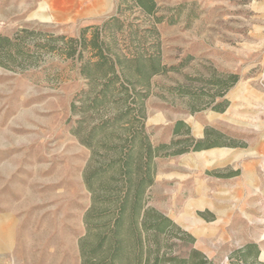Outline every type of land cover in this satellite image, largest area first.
<instances>
[{
	"label": "rangeland",
	"instance_id": "1",
	"mask_svg": "<svg viewBox=\"0 0 264 264\" xmlns=\"http://www.w3.org/2000/svg\"><path fill=\"white\" fill-rule=\"evenodd\" d=\"M153 1L147 13L134 0H0V264H80L91 149L72 129L115 109L82 108L94 51L68 52L84 29L134 75L115 85L136 88L145 134L165 145L144 203L171 221L173 254L264 264V0ZM137 58L157 72L137 75Z\"/></svg>",
	"mask_w": 264,
	"mask_h": 264
},
{
	"label": "trees",
	"instance_id": "2",
	"mask_svg": "<svg viewBox=\"0 0 264 264\" xmlns=\"http://www.w3.org/2000/svg\"><path fill=\"white\" fill-rule=\"evenodd\" d=\"M134 1L147 13L154 8L153 0ZM111 21L114 19L104 22L103 27ZM86 30H82L79 38L71 39L76 45L68 52L70 56L81 55L86 44L94 51L95 60L85 61L80 66L82 75L89 79L88 92L92 94L89 103L82 108L86 111L92 106L105 110L107 104L112 103L115 109L108 115L99 116L88 129L79 121L72 129L91 149L83 179L92 203L84 216L86 233L79 239L80 264H204L195 249H190L186 258L173 254L166 237L171 221L155 209L145 207L144 196L152 184L154 157L165 145H153L145 134L140 121L143 109L138 104L140 94L136 88L115 85L121 78L132 84L130 77L134 75L116 68L119 58L114 59L104 52L96 31L86 43ZM139 61V58L135 60L134 72L140 77L146 78L157 72L158 61L155 59L146 64ZM96 78L102 79L99 88L92 83ZM231 78L233 82L236 80V76ZM182 127L188 135L181 120L174 123L173 132ZM188 140L191 138L187 136L182 141ZM191 141L192 150L214 145L207 142L206 137ZM187 147L172 154H182L188 151ZM180 239L191 240L184 235Z\"/></svg>",
	"mask_w": 264,
	"mask_h": 264
}]
</instances>
